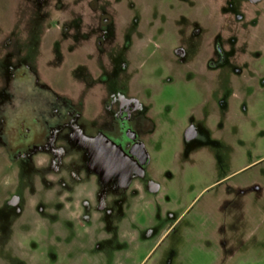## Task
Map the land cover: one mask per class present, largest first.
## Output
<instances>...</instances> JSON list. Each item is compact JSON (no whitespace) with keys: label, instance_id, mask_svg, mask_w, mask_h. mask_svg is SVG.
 I'll use <instances>...</instances> for the list:
<instances>
[{"label":"rangeland","instance_id":"rangeland-1","mask_svg":"<svg viewBox=\"0 0 264 264\" xmlns=\"http://www.w3.org/2000/svg\"><path fill=\"white\" fill-rule=\"evenodd\" d=\"M239 1L211 0L216 20ZM119 2L129 10L124 30L110 29L115 44L92 55L88 44L61 50L49 40L57 29L46 40L39 29L26 34L25 0H0V107H13L0 109V264H264V17L239 22L250 38L237 39L235 54L226 47L235 34L214 36L227 59L213 70L200 60L208 31L190 12L201 0ZM140 23L144 36L157 24V35L138 46ZM5 39L36 70L14 86ZM31 86L64 94L75 113L44 141L11 150L9 117L26 116ZM122 99L137 101L148 126L139 136L148 160L126 168V186L105 173L92 143ZM77 132L89 143L76 144ZM11 192L20 213L5 202Z\"/></svg>","mask_w":264,"mask_h":264},{"label":"flooded vegetation","instance_id":"flooded-vegetation-1","mask_svg":"<svg viewBox=\"0 0 264 264\" xmlns=\"http://www.w3.org/2000/svg\"><path fill=\"white\" fill-rule=\"evenodd\" d=\"M210 1L201 0L202 9L198 11V8H195L193 14V11L190 10V12L193 16L195 14L201 15L202 25L208 31L207 41H210H208L209 48L203 49L200 54V60L204 62V65L207 64L209 68L214 70L227 59L221 40H215L214 36L216 34L220 36L221 34L222 38L223 32L230 33V35L235 34V39L231 43L228 42V45L226 43V47L228 46V49H232L235 54L237 50L234 45H236L237 39L242 38V41L246 42V38H250V35L246 37L245 34L247 32L239 26V22L245 20L244 25L249 26L252 19H255L254 22L256 24L262 16L264 17V0H240L236 6L237 13L234 15L230 10H221L224 7L220 6L219 13L221 12L222 15L219 17L220 22L216 20L217 7ZM221 1L224 5L226 0ZM119 3V0H25L24 9L27 12L29 21L27 20L24 30H26V34H29L30 31L39 29L40 37H45L46 40L49 37L45 35L50 32L54 33L57 29L59 35L57 37L52 36L49 40L58 43L57 45L60 46V49L62 45L66 46V52H72L79 44H88V52L90 54L101 55V51H105L109 46L115 44L116 38L111 39L112 37L108 36L109 30L114 29L116 32L117 29V33H121V30H124L122 26L118 28L117 25L126 21L125 16L129 13V10L124 4ZM84 7L85 9H83ZM181 10H187V6L183 4ZM50 11L61 13L62 15L60 14L54 18L55 14L51 15ZM64 13H69L67 20L63 18L65 16ZM177 14L178 11H176L175 15ZM155 22L158 24L160 21L157 20ZM156 25L154 24L152 32H146L144 36V30L149 28V26L145 27L147 26L146 23H140L137 31L131 37L132 40L138 46L144 41L149 43L150 37L157 35ZM223 38L228 39V37ZM18 41L20 42L21 40ZM16 43V40L12 41L11 39L9 41L5 39L1 42L2 45L9 48L7 55L4 54V56L9 60L17 61V63L9 67L11 72L10 80L13 86L17 85L19 81L27 80L29 72H34L35 70L18 61L20 58L18 55L23 54V49ZM49 44H47V47L50 50ZM174 53L177 56H182L184 51L179 47L174 49ZM22 96V103L27 109L26 116L23 118H11L10 116V126L7 128L8 132L5 135L11 150L15 148L22 150L21 148L32 147L44 141V134L50 129L51 125L62 124L75 113V104L69 103L70 101L66 100L64 94L53 93L52 90L46 87H25ZM111 102V100L108 102L109 106ZM105 103L107 104L106 100ZM136 108V100L122 99L120 109L117 107L115 118L109 119L105 116L102 124L98 127L96 139L92 141L103 170L108 175H118L119 183L122 186L128 184L126 168L129 167L136 171L148 160L147 153L139 140L140 133L146 132L148 126L141 116L136 117ZM0 109L8 112L9 115L13 107L5 104ZM94 109H96V106H94ZM99 112H102L101 109ZM99 115L101 114L99 113ZM193 134L192 128L187 130L189 137ZM71 137L78 145H86L90 141L80 132L74 133ZM5 202L20 213L21 210H18V207L21 200L14 192L7 196ZM77 205L79 208V203ZM35 206L36 200H33L32 208H35ZM70 215L72 216L73 213H70Z\"/></svg>","mask_w":264,"mask_h":264}]
</instances>
